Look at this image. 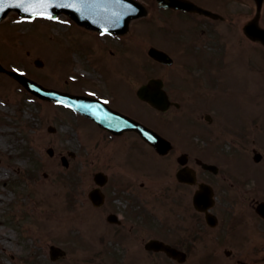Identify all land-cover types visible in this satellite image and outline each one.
<instances>
[{
  "label": "rangeland",
  "instance_id": "1",
  "mask_svg": "<svg viewBox=\"0 0 264 264\" xmlns=\"http://www.w3.org/2000/svg\"><path fill=\"white\" fill-rule=\"evenodd\" d=\"M241 8L247 9L244 5ZM14 15L12 16L16 18ZM12 16L9 17V21L0 23V59L6 67L35 74V78L40 82H47L50 85L58 83L60 87L65 88L71 84L67 83V79L75 80L76 77L83 76L82 67L88 69L87 61H82V56L89 61L92 60V66L99 68V74H102L101 80L109 81L108 84L112 85L110 89L116 93L119 106L131 109L134 115L141 120L144 119L145 122L147 120L149 123H154L173 139L176 134L175 129L181 133V138L184 137L185 131L181 126H175L173 129L170 125L158 123L159 120L154 117L153 110L133 97L131 88L121 77L130 73L137 86L147 81L150 76L162 75L171 83L175 81L172 85L175 89L183 87L181 86L183 84L190 86L193 74L202 72V70L193 71L196 69L194 57L192 60L188 59L196 49L193 46L194 40L203 42L207 39L201 29L197 30L199 38L192 39L187 45L189 48L186 46L187 52L184 53L188 56L181 52L184 58L182 55L179 57L177 66L172 71L171 68L160 69L155 63H149L148 49H141L140 45L132 48L131 53L125 56L123 64L120 60H113L110 52L103 51L102 40L107 36L104 38L94 36L75 24L69 28V23L72 21L68 17L64 16L61 20L52 23L41 18L24 24L23 21L16 23ZM138 26L133 32L135 38H137ZM149 26L152 28L149 29ZM181 26L189 27L185 23H181ZM241 26L238 25L239 29ZM217 29L219 30L218 27ZM157 31L156 22H150L140 29L142 34L153 36L157 44L168 45L166 38L158 36ZM227 40L229 43L226 47L230 50L233 48L231 46L233 41L231 38ZM106 42H110L111 46L118 45L121 49L124 48L115 41L106 40ZM202 48L206 52H216L214 48L209 49L205 46ZM238 51L236 62H230L224 69L218 70L221 71L224 81L231 84L230 92L224 97L229 99L230 94L238 98L241 95L242 98L243 95H249L250 109H252L253 98L252 96L250 98L246 88L252 85L250 80L254 72L253 69L250 73L243 72V70L248 71V63H244L243 59L249 54L246 50L238 49ZM220 55V53L216 54L217 65L220 64ZM36 58L45 60L43 68L36 66L34 61ZM252 60L251 64H256L253 55ZM72 64H74L71 69L73 75L69 76L68 71ZM118 67L121 68L119 70L121 76L117 74ZM79 82L84 83L83 78ZM73 90L78 91L79 88L73 87ZM252 94L255 97L257 95L258 99H264L262 91L254 90ZM244 102V107L240 105L243 116L246 112ZM191 112L195 116L197 109L194 107ZM170 118L176 119L177 124L184 119L180 112L170 113L163 119L168 122ZM71 119L60 107L55 108L49 103L36 101L15 79L0 73V264H101L97 234L94 233V236L90 234L95 232L94 226L97 224H94L95 219L88 216L91 215L89 210L81 203V193L87 189H84V186L91 178L92 165L90 148H87L89 135L88 137L83 135L82 139L86 146L83 147L80 144L81 135L76 130L83 133L88 129V122L79 117ZM50 125L56 126V133L48 131ZM50 146L55 149L54 156H49L47 152ZM68 150H75L78 153L77 158H70L69 168H66L62 165L61 155L67 154ZM156 158L152 160L153 162L143 158L142 167L151 168L153 172H161L165 168L164 163ZM170 177L171 174L167 173L162 181H153V187L163 186L166 189ZM44 203L50 207L46 215L42 210ZM81 212H83L82 217L79 215ZM86 227L89 234L86 231L85 235L88 238L82 239L83 234L79 239V233H83ZM52 243L66 249L67 255L63 259L51 260L49 251ZM119 259L111 260L108 257L110 261L106 264L126 263ZM141 264H150V261L141 260Z\"/></svg>",
  "mask_w": 264,
  "mask_h": 264
},
{
  "label": "flooded vegetation",
  "instance_id": "2",
  "mask_svg": "<svg viewBox=\"0 0 264 264\" xmlns=\"http://www.w3.org/2000/svg\"><path fill=\"white\" fill-rule=\"evenodd\" d=\"M196 1L210 10L224 12H221L224 17L210 19L215 24L239 22L228 15L231 9L227 4L231 0ZM250 3L254 5L253 0ZM194 83L193 95L183 91L176 96L174 91H169L171 100L180 102L179 105L173 103L170 110L197 108L195 116L185 110V120L189 135L197 136L200 142L196 144L191 140L183 147L199 155L201 161L190 153L184 158L187 167L196 171L198 183L192 185L177 179V171L182 168L178 157L184 152L174 155V151L161 157L167 162L175 182L169 194L174 210L168 222L157 216L155 210H149L146 186L147 180L153 182V179L145 166L142 167L141 144L144 142L138 134L131 131L114 136L87 121L91 124L89 144L93 173L111 169L116 164L115 155L123 166V172H118L116 177L109 173L108 180L101 186L93 183L94 189L100 188L97 193L103 196L95 205L102 220L98 239L104 247L117 244L121 252L134 254V244L144 247L149 239L159 238L187 253V261L178 263L159 252L162 256L157 264H264V214L258 211L264 202V113L253 118L249 95L243 98L241 95V100L230 94L227 99L224 96L231 89L227 92V87L223 89L220 84L207 82L205 75L195 77ZM92 89L101 98L103 92L106 96H116L110 88L108 92L98 87ZM243 101L244 116L240 107H244ZM201 184L206 185L208 193L211 191L210 199H213L211 211L215 216L210 223L205 213L196 212L193 203L194 191ZM155 194L162 201L163 194L157 190ZM118 199L122 203H118ZM152 253L154 251L148 250L146 255ZM193 256L196 258L191 259Z\"/></svg>",
  "mask_w": 264,
  "mask_h": 264
},
{
  "label": "water",
  "instance_id": "3",
  "mask_svg": "<svg viewBox=\"0 0 264 264\" xmlns=\"http://www.w3.org/2000/svg\"><path fill=\"white\" fill-rule=\"evenodd\" d=\"M136 3L131 0H0V20L5 18L9 12L15 10L26 16L56 17L62 12L67 13L82 25L97 27L100 29H109L111 31L125 32L129 26L131 19L136 18L142 13ZM255 22L246 27L247 33L251 38H258L264 42V30L258 29ZM151 54L162 59L168 58L163 52L156 49L151 50ZM0 68H4L0 65ZM25 83L31 92L38 94L42 98L51 100L59 99L72 101L74 98L68 94H62L57 90L49 89L42 86L34 80L31 81L23 74L9 72ZM154 84L144 87L141 91L143 98H147L155 104L160 105L162 102V92L154 90ZM84 106V102H79ZM140 131H144L149 141H152L162 151L167 142L159 137L155 132H149L141 127Z\"/></svg>",
  "mask_w": 264,
  "mask_h": 264
},
{
  "label": "bare ground",
  "instance_id": "4",
  "mask_svg": "<svg viewBox=\"0 0 264 264\" xmlns=\"http://www.w3.org/2000/svg\"><path fill=\"white\" fill-rule=\"evenodd\" d=\"M45 209H46V207L42 206V210H44V213L46 212V210H45Z\"/></svg>",
  "mask_w": 264,
  "mask_h": 264
},
{
  "label": "snow or ice",
  "instance_id": "5",
  "mask_svg": "<svg viewBox=\"0 0 264 264\" xmlns=\"http://www.w3.org/2000/svg\"><path fill=\"white\" fill-rule=\"evenodd\" d=\"M50 18V17H49Z\"/></svg>",
  "mask_w": 264,
  "mask_h": 264
}]
</instances>
